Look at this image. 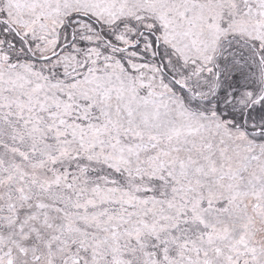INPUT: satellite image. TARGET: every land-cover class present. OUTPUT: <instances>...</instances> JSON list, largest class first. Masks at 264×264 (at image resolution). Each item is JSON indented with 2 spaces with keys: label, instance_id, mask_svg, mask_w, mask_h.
<instances>
[{
  "label": "snow or ice",
  "instance_id": "1",
  "mask_svg": "<svg viewBox=\"0 0 264 264\" xmlns=\"http://www.w3.org/2000/svg\"><path fill=\"white\" fill-rule=\"evenodd\" d=\"M0 264H264V0H0Z\"/></svg>",
  "mask_w": 264,
  "mask_h": 264
}]
</instances>
